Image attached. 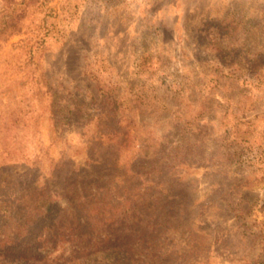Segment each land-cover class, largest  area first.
I'll return each mask as SVG.
<instances>
[{
  "label": "rangeland",
  "instance_id": "1",
  "mask_svg": "<svg viewBox=\"0 0 264 264\" xmlns=\"http://www.w3.org/2000/svg\"><path fill=\"white\" fill-rule=\"evenodd\" d=\"M0 25V193L148 180L172 264L264 260V0H0Z\"/></svg>",
  "mask_w": 264,
  "mask_h": 264
},
{
  "label": "trees",
  "instance_id": "2",
  "mask_svg": "<svg viewBox=\"0 0 264 264\" xmlns=\"http://www.w3.org/2000/svg\"><path fill=\"white\" fill-rule=\"evenodd\" d=\"M78 171L58 163L36 192L0 193V264H84L99 253L123 254L133 264H172L174 251L160 246L165 221L153 209L160 191L148 195L150 181L139 182L132 196L103 195L100 175L84 181Z\"/></svg>",
  "mask_w": 264,
  "mask_h": 264
}]
</instances>
